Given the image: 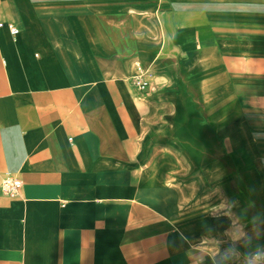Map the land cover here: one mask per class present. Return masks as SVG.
Here are the masks:
<instances>
[{
    "label": "crops",
    "instance_id": "0c3cea01",
    "mask_svg": "<svg viewBox=\"0 0 264 264\" xmlns=\"http://www.w3.org/2000/svg\"><path fill=\"white\" fill-rule=\"evenodd\" d=\"M0 24V264H217L253 233L264 0H0Z\"/></svg>",
    "mask_w": 264,
    "mask_h": 264
},
{
    "label": "clouds",
    "instance_id": "9594fccd",
    "mask_svg": "<svg viewBox=\"0 0 264 264\" xmlns=\"http://www.w3.org/2000/svg\"><path fill=\"white\" fill-rule=\"evenodd\" d=\"M237 201H227L231 207L237 205ZM253 225V233L244 232L242 229L232 238V243L227 249L216 253L217 264H235L237 260L240 264H264V246H252L254 236L259 235V227L264 223V213H256L250 220ZM244 246L247 251L240 254L237 250V245Z\"/></svg>",
    "mask_w": 264,
    "mask_h": 264
},
{
    "label": "built area",
    "instance_id": "2783aa9c",
    "mask_svg": "<svg viewBox=\"0 0 264 264\" xmlns=\"http://www.w3.org/2000/svg\"><path fill=\"white\" fill-rule=\"evenodd\" d=\"M2 25L0 24V28ZM8 31L12 37H16L19 33L18 29L14 26H8ZM139 91H143L146 88L145 83H139L137 84ZM1 186V191L4 195L9 196V197H14L18 194L20 187H21V182L9 174H6L0 182Z\"/></svg>",
    "mask_w": 264,
    "mask_h": 264
}]
</instances>
